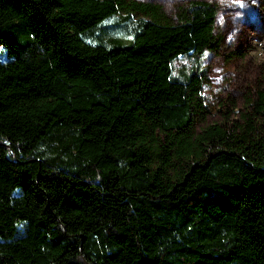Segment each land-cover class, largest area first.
Returning <instances> with one entry per match:
<instances>
[{
	"label": "trees",
	"instance_id": "1",
	"mask_svg": "<svg viewBox=\"0 0 264 264\" xmlns=\"http://www.w3.org/2000/svg\"><path fill=\"white\" fill-rule=\"evenodd\" d=\"M218 14L0 0V264H264V92L192 131Z\"/></svg>",
	"mask_w": 264,
	"mask_h": 264
},
{
	"label": "rangeland",
	"instance_id": "2",
	"mask_svg": "<svg viewBox=\"0 0 264 264\" xmlns=\"http://www.w3.org/2000/svg\"><path fill=\"white\" fill-rule=\"evenodd\" d=\"M133 1L156 5L169 21L176 22L190 1L199 0ZM204 1L219 9L214 29L216 50L205 63V82L199 95L202 108L193 117L192 131L200 136L205 128L219 126L232 134L246 126L254 93L264 92V0ZM257 130L264 131L259 126Z\"/></svg>",
	"mask_w": 264,
	"mask_h": 264
}]
</instances>
